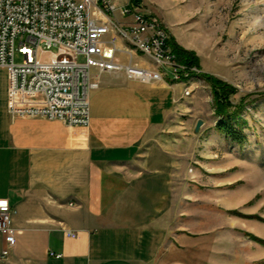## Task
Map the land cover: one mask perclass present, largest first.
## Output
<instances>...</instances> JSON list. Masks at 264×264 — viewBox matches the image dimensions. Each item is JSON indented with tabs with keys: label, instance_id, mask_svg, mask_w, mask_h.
I'll return each instance as SVG.
<instances>
[{
	"label": "crops",
	"instance_id": "0c3cea01",
	"mask_svg": "<svg viewBox=\"0 0 264 264\" xmlns=\"http://www.w3.org/2000/svg\"><path fill=\"white\" fill-rule=\"evenodd\" d=\"M99 79L90 126L70 127L12 117L0 67V198L15 209L17 234L3 256L0 233V264H234L231 234L197 231L183 85Z\"/></svg>",
	"mask_w": 264,
	"mask_h": 264
},
{
	"label": "rangeland",
	"instance_id": "374dc122",
	"mask_svg": "<svg viewBox=\"0 0 264 264\" xmlns=\"http://www.w3.org/2000/svg\"><path fill=\"white\" fill-rule=\"evenodd\" d=\"M142 10L159 16L175 45L198 60L183 63L197 74L179 117L193 138L185 183L197 186V231L231 234L234 264H263L264 0H143ZM203 74L236 89L228 116L218 113L215 88ZM223 120L246 135L243 143L219 129Z\"/></svg>",
	"mask_w": 264,
	"mask_h": 264
},
{
	"label": "built area",
	"instance_id": "2783aa9c",
	"mask_svg": "<svg viewBox=\"0 0 264 264\" xmlns=\"http://www.w3.org/2000/svg\"><path fill=\"white\" fill-rule=\"evenodd\" d=\"M142 7L143 0H0V67L8 70L11 116L88 127L91 94L104 73L145 84L181 83L177 101L192 97L197 68L177 59L165 22ZM14 212L10 200L0 198L3 256L17 243Z\"/></svg>",
	"mask_w": 264,
	"mask_h": 264
},
{
	"label": "trees",
	"instance_id": "16d2710c",
	"mask_svg": "<svg viewBox=\"0 0 264 264\" xmlns=\"http://www.w3.org/2000/svg\"><path fill=\"white\" fill-rule=\"evenodd\" d=\"M169 44L172 46L173 52L177 56V59L181 63H185L187 65H196L198 60L191 55L189 52L180 49L174 43L173 38L170 39ZM203 76L212 83L215 88L214 96L216 99V106L218 113L228 116L229 115V107L231 106V102L229 100L232 94H235L236 89L232 86L227 85L226 83L222 82L221 80L215 79L211 76L204 75ZM218 127L220 130L224 131L230 138L238 143H243L246 139V135L241 131L236 129L233 124L228 121H220L218 123ZM261 243H264V240L257 239Z\"/></svg>",
	"mask_w": 264,
	"mask_h": 264
},
{
	"label": "water",
	"instance_id": "95a60500",
	"mask_svg": "<svg viewBox=\"0 0 264 264\" xmlns=\"http://www.w3.org/2000/svg\"><path fill=\"white\" fill-rule=\"evenodd\" d=\"M138 3V2H137Z\"/></svg>",
	"mask_w": 264,
	"mask_h": 264
}]
</instances>
